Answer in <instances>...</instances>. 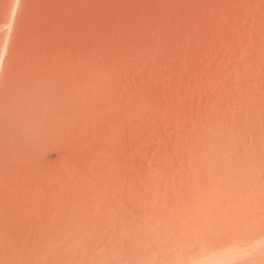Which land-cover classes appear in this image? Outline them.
Returning <instances> with one entry per match:
<instances>
[{
	"label": "rangeland",
	"instance_id": "374dc122",
	"mask_svg": "<svg viewBox=\"0 0 264 264\" xmlns=\"http://www.w3.org/2000/svg\"><path fill=\"white\" fill-rule=\"evenodd\" d=\"M0 58V264H264V0H0Z\"/></svg>",
	"mask_w": 264,
	"mask_h": 264
},
{
	"label": "bare ground",
	"instance_id": "6f19581e",
	"mask_svg": "<svg viewBox=\"0 0 264 264\" xmlns=\"http://www.w3.org/2000/svg\"><path fill=\"white\" fill-rule=\"evenodd\" d=\"M3 53V52H2ZM0 64H1V58H0ZM146 217V216H145ZM150 222V221H149ZM156 224V223H155Z\"/></svg>",
	"mask_w": 264,
	"mask_h": 264
}]
</instances>
